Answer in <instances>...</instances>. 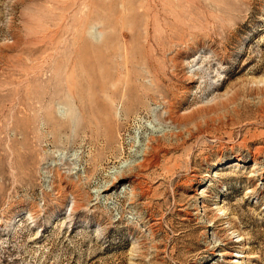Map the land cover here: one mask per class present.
Here are the masks:
<instances>
[{"label":"rangeland","instance_id":"1","mask_svg":"<svg viewBox=\"0 0 264 264\" xmlns=\"http://www.w3.org/2000/svg\"><path fill=\"white\" fill-rule=\"evenodd\" d=\"M0 264H264V0H0Z\"/></svg>","mask_w":264,"mask_h":264},{"label":"bare ground","instance_id":"2","mask_svg":"<svg viewBox=\"0 0 264 264\" xmlns=\"http://www.w3.org/2000/svg\"><path fill=\"white\" fill-rule=\"evenodd\" d=\"M129 91V90H128ZM75 92V91H74ZM131 92V91H130ZM99 104H100V112L103 114V116H101L100 115V120H101V123H103V124H106L107 126H108V122H109V120H110V118H109V114L111 113L110 111H111V108L109 107V105H108V103L106 102V100H104V99H102L101 100V102H99ZM126 109V108H125ZM123 112V111H122ZM124 114V113H123ZM105 116V117H104ZM111 118H112V116H110ZM113 120H115V118L113 119ZM119 120V119H118ZM114 126V125H113ZM110 127V126H109ZM112 128V127H111ZM111 131V130H110ZM112 131H114V129L112 130ZM111 131V132H112ZM104 132L105 133H107L105 130H104ZM106 137H108V135L106 136ZM103 138V137H102ZM105 138V137H104ZM109 138V137H108ZM114 139H113V136L111 137V138H109L108 140H106L105 142H106V144H107V146H109V145H111L112 143V141H113ZM114 144V143H113ZM157 144V143H156ZM105 145V144H104ZM158 148L155 146V144L154 143H151L150 145H149V147H148V150L145 152V153H143V155L141 154L140 156H142L141 157V162H140V164H139V166H142V165H150V164H158V159L156 158V159H152L150 156H149V154L151 153L150 152V150H157ZM158 154V153H157ZM154 156V155H153ZM157 156V155H156ZM132 172H134V169H132V168H130V169H128V170H126V171H124V172H120L117 176L118 177H116V182L118 181V182H121V181H124V180H130V175L132 174ZM114 186V185H113ZM136 186V185H135ZM135 189H136V187H135ZM200 193H202V192H200ZM210 226H212V225H209V227ZM214 226V225H213Z\"/></svg>","mask_w":264,"mask_h":264}]
</instances>
